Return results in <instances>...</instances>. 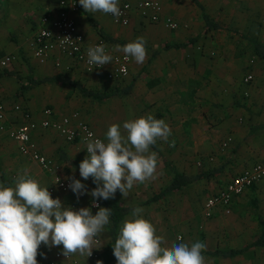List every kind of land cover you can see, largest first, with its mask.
Instances as JSON below:
<instances>
[{"label": "crops", "instance_id": "obj_1", "mask_svg": "<svg viewBox=\"0 0 264 264\" xmlns=\"http://www.w3.org/2000/svg\"><path fill=\"white\" fill-rule=\"evenodd\" d=\"M125 1L135 3L139 0H119V2ZM204 1L163 0V17L174 19L179 23V27L175 30L168 29L162 22L148 21L138 12L133 13L128 26L117 25L109 16L100 12H85L81 6L80 12L87 21L83 19L79 28L85 35L87 43L91 44L102 38L97 28L90 23L89 16L95 19L99 28L119 40L132 42L138 37L145 39L147 49L145 61L140 65L132 59L127 81L125 83L109 81L106 84L112 88L103 90L130 89L125 94L96 100L84 96L78 89L62 81L29 84L31 79L38 81L48 76L63 74L71 76L65 66L55 68L52 59L40 64L32 58L34 62L32 66H35L34 69L37 71L34 70V74L31 70L30 75L26 78L22 77V80L14 74L6 73L7 71L0 74V102H4L8 107L20 104L38 120L43 118V109L46 107L53 108L57 116L76 112L78 107H73L72 95L78 94L83 99L92 98L97 102L110 101L108 105L110 119L103 120L95 127L79 112L81 120L87 121L101 137L106 138L108 127L112 124H119L122 129L125 122L123 118L129 121L152 114L156 119H163L169 125L171 134L167 141L158 140L156 145L151 147L152 151L158 153L156 178L135 184L126 196L117 190L115 197L112 198L121 205L134 209L142 208L141 215L155 226L157 235L164 237L166 243L163 246L166 247L177 243L176 237L180 233L184 236L183 242L188 244L197 241L199 234L201 237V233L197 230L199 219L196 214V198L201 189L196 185L198 181L204 178L211 179L205 186L210 196L223 189L244 169L264 160V77H255L249 85L243 83L242 79V84L230 86V83H235L236 77H232L231 72L227 75L230 77H223L222 80L216 77V73H219V70H216L218 65L210 58L213 56L211 55L213 50L208 53L209 48L205 47L204 52L200 45L194 47L197 42L195 37L199 33L195 25L198 16H201L206 34L218 29L245 34L253 47L252 58L255 64L260 65L257 67V64L250 63L251 70H248L245 76L250 72L257 76L256 70L264 67V58L257 54L256 45L252 40L255 39L264 46V24L260 25V21L264 22V0H220L218 8L224 16H227L226 19L229 16L228 22L232 24V29L216 21L207 10ZM204 13H207L220 27L215 28L213 24L208 26ZM79 14L77 16L81 17ZM79 21L78 19V23ZM117 45L125 44L107 41L109 55L115 52L123 53L116 50ZM231 54L228 63L232 60L239 61L242 51L234 46ZM138 68L141 76L132 77ZM37 74L42 75L37 76ZM222 74L226 73L222 72ZM71 78L84 84V79L78 80L74 76ZM84 78H91L89 83L93 85L104 84L107 79V77ZM225 86L230 88L227 92L223 91ZM90 89L103 92L101 89ZM246 91H249L248 97ZM206 115L210 116L206 117ZM113 117H116L114 121ZM8 118L16 124L23 122L21 116L16 113H11ZM33 138L43 153L61 163L64 177L81 180L86 186L87 193L96 187L90 179L83 180L79 173V164L87 155L82 143H69L53 129H39L34 132ZM228 138L231 139L229 145L223 147L222 143ZM202 163L212 166V169L197 172L193 165ZM23 169H27L29 176L37 180L41 187H48L49 191L52 184L51 175L37 162L23 156L18 150L17 143L6 133L0 132V184L14 186L18 174ZM176 172L197 178L182 189L156 197L170 185ZM87 193L77 199L72 191L58 192L57 198L65 207L75 202L80 208L90 207L95 214L98 208L93 206V197ZM99 201L100 199L97 200ZM100 206L104 207L103 204ZM232 212L226 214L219 209L213 215L215 218L206 223L204 229L206 235L202 236L203 242H206V251L202 253L207 257L206 264L233 262L264 264V247L261 246L251 247L232 257L210 253L216 250L243 248L262 235L264 180L237 197L233 202ZM131 216L132 212L123 222ZM123 222L116 236L112 233L110 222L99 234L100 243H95L92 250L98 253L97 258L81 256L78 253L67 258L62 254V245L48 247L41 244L37 261L39 264H97V261H101L102 264H117L113 247ZM188 232L193 235L188 236ZM255 252L254 259L248 261L247 254L253 255ZM57 253L63 256L57 258Z\"/></svg>", "mask_w": 264, "mask_h": 264}, {"label": "clouds", "instance_id": "obj_2", "mask_svg": "<svg viewBox=\"0 0 264 264\" xmlns=\"http://www.w3.org/2000/svg\"><path fill=\"white\" fill-rule=\"evenodd\" d=\"M79 4L85 12L111 14L117 20L123 15L119 0H79ZM63 40L67 43L72 39ZM145 45V39L138 37L123 46L117 45L116 50L123 52L125 59L142 64L147 56ZM87 57L88 64L95 68L113 59L103 44L90 46ZM170 134L169 125L152 114L125 121L122 129L119 124L110 125L106 142L93 139L92 132L87 133V155L79 164V173L83 180L92 178L96 187L87 193L81 180L66 179L77 199L86 193L93 197V206L98 208L95 214L90 207L74 210L63 206L59 198H52L48 187H41L29 176L27 169L18 174L14 186L0 184V264H38L41 244L62 245L65 257L77 253L90 257L95 238L109 224L111 215L110 208L101 207L96 201L114 198L117 190L126 196L135 184L155 179L158 153L151 147L158 140L167 141ZM142 212L140 207L133 209L131 218L120 228L113 247L117 264H205V243L163 246L164 237L156 234L155 226L143 218ZM177 240L182 241L183 237Z\"/></svg>", "mask_w": 264, "mask_h": 264}, {"label": "built area", "instance_id": "obj_3", "mask_svg": "<svg viewBox=\"0 0 264 264\" xmlns=\"http://www.w3.org/2000/svg\"><path fill=\"white\" fill-rule=\"evenodd\" d=\"M56 4L58 5V11L46 13L37 21L32 42L34 57L42 64L52 59L59 68L65 66L68 69L76 66L87 72H104L109 68L112 71L111 77H128L132 58L125 59L124 53L115 52L110 54L113 57L111 63L103 67L95 68L96 66L88 64L87 49L90 46L103 44L107 54H109L107 41L100 38L91 44L86 42L85 35L80 30L77 19V15L81 11L79 0H56ZM119 6L123 13L119 20L111 14H102L109 16L115 24L121 26H128L133 13L138 12L144 19L154 23L162 22L168 29L175 30L179 27L176 20L163 17V0H139L135 3L125 1L119 2ZM64 37H70L72 40L65 43ZM11 61L12 57L10 55L5 56L1 60V65L7 66ZM251 63L255 64V60L253 59ZM90 69L92 70L89 71ZM254 79V73L250 72L245 76L244 82L245 84H251ZM11 113L19 114L23 122L16 124L9 121L8 117ZM39 129H53L69 143H82L85 150L88 132L93 133V139L98 138L105 142L106 140L87 121H82L80 113L77 111L57 116L53 108L46 107L43 109V118L38 120L20 104L8 107L4 102H0V132L6 133L17 143L18 150L23 156L37 162L44 171L51 175L52 184L49 187V192L52 198L55 199L58 192L71 191L68 187L70 181L64 177L61 163L38 148L33 134ZM230 141V138L226 139L222 146L227 147ZM57 177H59V183H57ZM262 180H264V160L247 167L240 174L234 176L219 192L208 196L203 206L205 215L211 217L219 209L226 214L232 213L235 199ZM96 203L100 205L99 202L96 201ZM69 206L74 210L80 209L75 202ZM95 239L96 244H99V235ZM56 256L60 258L63 255L57 253ZM97 257L98 253L92 252L90 258Z\"/></svg>", "mask_w": 264, "mask_h": 264}, {"label": "rangeland", "instance_id": "obj_4", "mask_svg": "<svg viewBox=\"0 0 264 264\" xmlns=\"http://www.w3.org/2000/svg\"><path fill=\"white\" fill-rule=\"evenodd\" d=\"M219 1L220 0H211V1L205 0L204 5L206 6L207 10H209V13L211 12L210 14L214 17L216 21L232 29L233 28L232 24L228 22L229 16L226 19L227 16H224V14L218 8ZM55 11H58V5L55 3L54 0H0V74H3L4 71H13L19 74L20 76H22L23 78H26L30 75L31 70L33 71L35 70L34 69L35 66H32L34 63L32 61V58L35 59V61L39 62L37 58L34 57L33 55V47H32L36 22L44 14ZM79 15H81L82 17L81 18L77 16L78 19L80 20L79 24L82 23L83 19L87 21L85 19V16L81 12ZM200 17L201 16H198V18L196 19L197 22L195 23L199 33L197 34V37H195L197 42L194 44V47L200 45L203 48L202 51L204 52L206 51L205 47L209 48V50H207L208 53L213 50L211 52V55L213 56H210V58L213 60V62L217 63L218 65L216 70H219V73H216V77H220L222 80L223 77H230V75L229 76L227 75L231 72L232 77H236V78L234 79L235 83H230V86L232 84L236 85L237 83H239V85L242 84V79H243V83H245L244 82L245 74L247 73L248 70H251L249 69L251 68L250 60H252L253 59L252 57L254 56L253 47L250 44L251 42L248 41V38H246L247 35L240 34L238 32H233L231 30L227 31V30H219V29L210 32L209 34H206L203 28V23H202L203 21ZM263 24L264 22L260 21V25ZM186 26L188 27V25ZM246 32L248 35L252 36L250 33H248V31ZM234 46L236 47L237 50L241 49L242 51L241 59H239V61L236 62L232 60L228 63L232 55L231 53L232 51H234ZM8 55L12 57V61L7 66H2L1 60ZM231 63L233 64L230 65ZM256 64L257 67H260L259 63ZM53 66L55 68H58L56 65ZM65 69L66 71L71 73V76L77 77L78 80L84 79L83 83L86 84L88 87L98 90L101 89L102 91L112 88L111 86H107L106 84L109 81L110 82L114 81V83L115 82L125 83L127 81L126 78L111 77L112 71L109 68H107L104 72H87L84 69L76 66ZM260 70H256L257 76L255 77L257 78L264 77L263 66L260 68ZM222 72L226 74L223 75ZM41 75L42 74L39 75L37 74V76H41ZM140 76L141 75L139 74V68H138L135 75L132 74V77H140ZM84 77H107V79H105L104 84L93 85L89 83V80L91 78H84ZM222 83H220V85H222ZM229 89L230 88L228 86H225L223 91L227 92V90ZM246 93H247L246 96L248 97L249 91H246L245 94ZM72 96H73V107H78V109H76L77 112L82 113V115L85 117L84 119H86L87 121L90 120L89 123H91L94 127L97 124H101L103 120L107 121L108 119H110V114L108 111L110 110V106H108L110 105V101L97 102L92 98L83 99L78 94H73ZM208 116L210 115H206V117ZM115 118L116 117H113L112 120L114 121ZM123 119H124L123 121H126V118ZM104 139L106 140V138ZM193 166L195 167V170L197 172L204 171L205 169H209V170L212 169L211 168L212 166L210 165L206 166V164L204 163H202L201 165L196 164ZM210 180L211 179L204 178V180H200L196 184L198 185V188L201 187V189H199L200 192H198V196L196 198V203H197L196 214L199 219L197 230L198 233H201V237L200 234L199 236H197L199 238V239L197 238L198 239L197 241H201V242H203L202 236L205 237L206 235L204 233L205 225H207L206 223L215 218L214 216L208 217L203 212L204 202L207 199L208 195L210 194L209 191L206 190L205 186L210 183ZM202 186H204V188H202ZM204 190H206V192ZM173 211L176 210L173 209ZM188 234H189L188 236L193 235L192 233L189 232ZM177 237L184 238V236L181 233L178 234ZM178 242H183V240ZM193 242L196 241H192L191 243H189V245H191ZM255 256H256V252L253 255L247 254L246 259L249 261L251 259H254ZM233 261L235 260H232V262ZM206 262H207V257H205V264ZM232 264H239V263L233 262Z\"/></svg>", "mask_w": 264, "mask_h": 264}, {"label": "trees", "instance_id": "obj_5", "mask_svg": "<svg viewBox=\"0 0 264 264\" xmlns=\"http://www.w3.org/2000/svg\"><path fill=\"white\" fill-rule=\"evenodd\" d=\"M54 1L56 3V0H54ZM204 18H205L208 26L209 25L212 26V24H213V26L215 28L220 27V25H218L216 22L214 23V21L209 17V15L207 13H204ZM89 20H90V23L97 28V30H98L99 34L102 36V38L105 39L106 41H110V42L117 43V44H127L128 43L126 41L119 40V39L112 37L111 35L107 34L105 31H103L101 28H99L97 22L91 16H89ZM36 24H37V22H36ZM35 28H36V25H35ZM252 42L255 43V45H256L257 54L261 58H264V46H262L259 43V41L255 40V39L252 40ZM6 73L14 74L16 77H18V79L22 80V76H20L19 74L15 73V72L7 71ZM52 81H62L64 83H67L70 86H72L74 89H78L84 96L92 97L96 100H104V99H107V98H110V97H113L116 95L125 94L128 92V90H130L127 88V89L110 90V91H103V92L95 91L93 89L86 87L84 84L80 83L79 81H76L75 79L71 78V76H68L65 74L60 75V76H48V78L40 79L38 81H36V80L34 81L31 79L28 83L33 84L34 82L42 83V82H52ZM22 88H23V86H22ZM196 178L197 177H195V176H193V177L188 176L182 172H176V174H175L172 182L170 183V185L168 187H166L160 194L156 195V197H159V196L164 195L166 193H170L172 191L182 189V188L188 186L193 180H196ZM89 179L93 183L92 178H89ZM99 202H100V204H103L104 207L111 209L110 226L112 228L113 235L116 236L117 230H118L120 224L123 222L125 217L133 211L134 208L130 207V206H126V205H121L112 199H108V200L100 199ZM116 239H117V237H116ZM256 246L264 247V232L256 241H254L250 245L245 246L243 248L230 249V250H226V251L216 250V251H211L210 253L213 255L232 257V256H235V255L241 253V252L248 250L251 247H256ZM38 264H39V261H38Z\"/></svg>", "mask_w": 264, "mask_h": 264}]
</instances>
